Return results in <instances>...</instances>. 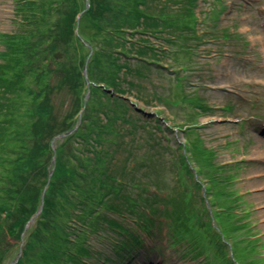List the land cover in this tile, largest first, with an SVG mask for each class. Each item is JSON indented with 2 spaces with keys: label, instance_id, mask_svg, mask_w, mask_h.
<instances>
[{
  "label": "rangeland",
  "instance_id": "rangeland-1",
  "mask_svg": "<svg viewBox=\"0 0 264 264\" xmlns=\"http://www.w3.org/2000/svg\"><path fill=\"white\" fill-rule=\"evenodd\" d=\"M17 1L0 0V36L4 38L0 41V72L15 82H5L12 92L0 89V101L9 102L16 97L13 123L0 136V157L5 153L4 158L12 159L15 166L27 172L31 169V181L25 186L18 179V185L10 184L9 174L0 173V214L12 213L0 228L3 237L0 264H47L60 235L71 238L74 227L82 228L80 221L83 220L74 215L76 201L80 203L87 190L96 191L102 177L93 171L96 162L89 166L92 154L82 148V141L74 132L88 138L85 132L90 130L91 121L98 122L99 116L104 118L101 111L109 114L105 107L119 106L116 99L124 100L128 109L122 117L127 122H116L115 126L123 129L120 136L107 137L120 141L122 148L116 149L119 161L115 165L124 163V176L128 177L130 172L143 176L150 172L144 165L146 147L151 149L149 141L156 138L163 142L162 136L173 132V142L183 140V133L173 129V123L185 122L190 112L189 108L182 107L184 96L192 97L185 92L192 93L208 107L192 114L197 124L195 141L211 147L215 162L231 174L228 186L238 195L235 210L240 216L246 215L243 222L250 225L251 235L258 241L250 247L246 236H242L240 245L235 243L236 236L224 232L222 237L237 264H253L250 256L255 247L264 257V51L259 50L264 46L244 36L264 31V0H220L224 7L218 11L217 19L210 18L215 8L211 15H204L214 0H189V3L154 0L151 13H157L164 21L150 38L154 49L149 52L133 44L134 36H128L127 40L131 41L127 44L118 35L113 40L108 38L116 28L111 10L102 21V30L97 33L91 30L92 24L86 17L97 19L101 0L93 1L94 9L85 17L92 6L91 0L88 8L87 0H37L27 7L25 14L31 18L27 23L21 22ZM186 5L193 8L196 19L188 26H180L179 22L186 16ZM226 19L231 24H226ZM78 21L82 23L80 29L85 40L78 36ZM235 21L245 22L248 30L235 29ZM119 27L126 30L123 24ZM74 34H77L75 38ZM13 35L19 36L16 40L23 39L34 46L23 59L21 55L19 59L23 61L19 65L15 63L14 48L6 42ZM123 35L126 38V33ZM121 50L131 57L121 55ZM67 69L69 76L63 77L62 72ZM84 71L88 86L83 79ZM75 82L76 96L72 86ZM106 87H111L113 93L122 92L123 96L118 95L122 98ZM126 99L133 103L129 104ZM47 111L52 115L48 116ZM158 125L165 128L154 132V126ZM71 128L73 131L59 137ZM58 147L64 150L65 168L49 190L56 167L52 159L54 156L56 160ZM31 152L36 157L27 161ZM40 152L49 155L48 158L44 160ZM193 157L202 163L196 154ZM49 171L51 176L47 181ZM258 171L262 174L257 175ZM169 177H173L171 170ZM29 189L26 197L25 191ZM98 189L101 194L100 185ZM155 190L153 185L150 191ZM104 192L108 190L104 188ZM127 194L136 197V191L122 189L116 194L109 193L105 201L119 206ZM216 208L234 211L229 205ZM122 211L116 214L102 207L97 212L125 225L134 224L136 218ZM151 211L146 207L148 215H152ZM100 213L94 223L85 225L82 239L89 254L83 257V264H114L113 244L123 234L115 231L114 224L109 226L107 220L99 218ZM157 218L153 238L145 236V248L118 264H214L208 261L214 258L208 240L201 243L188 230L186 243L171 245L167 221ZM214 219L221 229L225 227L220 225L221 220L224 225H231L221 213L215 214ZM240 232L239 235L247 234Z\"/></svg>",
  "mask_w": 264,
  "mask_h": 264
},
{
  "label": "trees",
  "instance_id": "trees-1",
  "mask_svg": "<svg viewBox=\"0 0 264 264\" xmlns=\"http://www.w3.org/2000/svg\"><path fill=\"white\" fill-rule=\"evenodd\" d=\"M91 1L92 6L84 14V17L94 9V0ZM101 1L100 15L96 17L97 19L93 20L91 17H86L87 20H90V23L92 24L90 28L94 33L102 30V21L105 20L106 13L111 10L114 14L116 28L114 33L108 38L112 39L118 35L121 40L125 41L127 44V41H131L127 40L128 36L131 35L134 36V41L132 40L133 44H137L140 49H144L148 52L154 49L149 42L150 38L155 35L157 28L160 25L159 23L164 21L160 15H157V13H151V7L154 5V0ZM180 2L189 3V0H180ZM30 3L34 5L37 3V0H18L16 2L21 22L24 21V23H27L31 20V18L25 14ZM76 7V10H79L78 6ZM187 7L189 6L186 5L184 8L187 12L184 20L179 22L180 26H188L196 19L193 8L189 7L187 9ZM214 7H222L221 1L214 0ZM119 24H123L126 27V30L120 28ZM79 25L80 33L78 36L80 37V40H85L80 29L82 23L80 22ZM125 33L126 38L124 37L125 35H123ZM76 36L77 34L73 35L74 38ZM135 36H138L137 40H135ZM0 37V41H4V38L2 36ZM12 38V40L6 42H10L11 47L14 48L15 52L13 54L16 59L15 63L16 65H19V62L21 61L22 64L23 61L19 59L21 55H23V59V57L26 56V53L34 46L27 44V41L25 43L23 39L16 40L19 38L18 35H13ZM18 43L23 47V50L19 47ZM120 54L126 58L131 57V55L129 56L125 50H121ZM93 60L95 61L94 58ZM117 69L119 68H115V70ZM44 71L45 70H43L41 74H43ZM74 73L77 75L75 70ZM62 74L64 75L63 77L69 76V70L67 69L66 71H63ZM83 79L85 82L86 80L84 77ZM6 81L12 84L15 83L3 72H0V89H3L6 92H12V90H10L11 87L8 84H5ZM76 82L72 85L75 96L78 91ZM106 89H110V93L114 94L117 98H122L118 96L122 95V92L119 94L113 93L111 87H106ZM185 93L191 94L192 97L189 98L185 95L182 107L189 108L190 112H187L185 122L173 123V129L183 133V140L178 142L176 139V142H173L172 135L174 132L169 133L167 136L163 135L162 137L164 140L161 139L163 142L158 141L156 138H153L152 141L148 142V138H145V141L149 143L151 149L146 147L148 153L146 154L144 165H147L150 172L144 173L143 176H138L131 172L127 174L128 177L124 176V170H126L124 163L120 166L115 165V162L119 161L117 160L115 153L116 149L121 147L120 141L112 136L107 137L109 135L120 136L119 133L122 132L123 129L121 127L117 128L115 124L116 122L124 120L127 122V120L122 117V113L128 109V105L124 100L116 99L120 103L119 106L105 107L109 110V114L101 111L104 118L99 116L98 122L95 120L91 121L90 130L85 132L89 135L88 138L81 136L78 131L73 133V135L79 136L76 138L82 141V148L91 152L92 155L89 156L90 159L88 160L89 166L94 162L97 163L96 166L93 167V171L95 174L102 177V180L98 182L96 191L87 190L80 203L78 200L76 201L77 206L74 215H76V218L78 217L79 220H83L80 221L83 224L82 228L76 229L74 227V229L71 230V238L64 237L62 234L60 235V240L56 243L55 251L47 260V264L85 263L83 257L88 255L89 252L84 237L82 239L83 231L85 230V225L89 226L90 222H95L98 213H100L97 211L102 207H108L116 214H120L121 211L124 210L122 213L127 212L128 217L136 218L135 223L132 224L135 226L133 227L132 225L122 224L119 220L114 221L110 216H103L101 213L99 215V218L103 219L105 222L107 220V225L110 226V223L114 224V229L117 233L123 234L121 239H117V242L113 244V251L116 256L113 260L114 264L123 261V258L129 259L133 257V252L141 251L145 248V236H148L150 239L153 238L152 230L156 227V220H158L157 216L161 219L164 218L167 221V234L170 238L169 243L171 245L182 244L183 242L186 243V238L188 236L186 231L188 230L192 231V236L197 238L201 243L208 240L211 253L214 255V258L208 261H213L214 264L236 263V259L234 258L233 253H231L230 247L225 243L224 237H222V235L224 236V232L228 233L229 236H236L235 243L237 244H239L244 238L242 236H246L245 238L248 239L250 244L249 246L253 247V244L255 246L256 241L258 240L256 239V236L251 235L250 225L243 222L246 215L243 214V216H240L238 210H235L238 195L235 193V196L234 189H232L231 186H228V183H230L229 176L231 174L227 171V168L215 162L213 158L214 150L211 147L205 146L202 141L200 143L198 140L197 142L195 141V139H197V132L195 130L197 124L195 123L194 117L192 119V114L205 110L208 107L206 104L199 101L192 93ZM14 101L16 102V97L9 102L0 101V136L2 137L13 123L15 117L14 113L16 112L13 106ZM126 101L129 104L132 103L127 99ZM46 114L48 116L52 115V113L48 111ZM154 128V132H158V130L161 132L165 127L158 125L154 126ZM50 129L52 130V126L49 130ZM144 129L148 133V129L146 127ZM63 131L64 130L60 132ZM58 149L56 167L52 173L53 176L49 190L53 187V182L65 168L62 164L64 150L60 147H58ZM34 154L35 153L31 152V156L26 160L28 161L31 158H35L36 154L33 156ZM194 154L201 159L202 163H199L197 159L193 157ZM4 155L0 157V159H2L0 161V173L5 176L6 173L9 174L11 177V179H9L10 184L18 185V179L24 186L27 185L31 181V169L27 172L26 169L15 166V163H12V159L8 157L4 158ZM39 155H42V157L45 156L44 160L49 156L44 155L43 152H40ZM128 161H130V157L128 158ZM132 162H134V164L136 163L135 161ZM170 170L173 173V177L171 178L169 177ZM167 177L170 178V181L167 180ZM99 185L101 187V194L98 193ZM153 185H155L156 190L151 192L150 190ZM104 188H106L108 192H104ZM122 189H127L129 192L132 190L136 191V197H132L129 194L124 195L123 201L119 206L112 203L109 204L105 201V196H108L109 193L116 194ZM16 193H20V191H17ZM29 193L30 189L25 191L26 197ZM143 203L145 204L144 208H142L144 205ZM159 205H161L163 209L159 208ZM218 205H229V207L234 208V211L231 209L216 208ZM146 207L152 210V215H148V212H145ZM237 208L238 207H236V209ZM218 213H221L231 225H224L222 223L223 220H221L222 222L220 221V225L225 226L224 229H221L214 219V215ZM11 214H6V216L5 212L4 214H0V228L9 219ZM201 228H204L205 230L202 231L200 230ZM240 231L247 232V234L239 235V233H241ZM62 233H64V231H62ZM76 233L80 234L75 237ZM2 238L3 237L0 236V242L2 241ZM206 246H208V244H206ZM184 250L187 252L186 245ZM148 253L150 254V252ZM250 259L253 261V264H264V257L259 254L258 250L256 251V247L253 248V255L250 256Z\"/></svg>",
  "mask_w": 264,
  "mask_h": 264
},
{
  "label": "bare ground",
  "instance_id": "bare-ground-1",
  "mask_svg": "<svg viewBox=\"0 0 264 264\" xmlns=\"http://www.w3.org/2000/svg\"><path fill=\"white\" fill-rule=\"evenodd\" d=\"M225 23L226 24H231L229 19H226ZM235 25H236L235 29H238L241 32H246L248 30L245 22H243V21H241V22L239 21V23H237ZM244 36L246 38L249 37L251 40H258V41H260L263 44L262 46H264V31L263 30L261 32H258V33L256 32V33H253V34H245ZM260 47H261V45H260ZM259 50H263L264 51V48L261 47V49L259 48ZM72 75H74V73ZM256 174L258 175V174H262V173L258 171ZM262 187L264 188V183L262 184ZM250 231H251V229H250ZM259 251H260V249H259ZM234 264H237V263H234Z\"/></svg>",
  "mask_w": 264,
  "mask_h": 264
},
{
  "label": "water",
  "instance_id": "water-1",
  "mask_svg": "<svg viewBox=\"0 0 264 264\" xmlns=\"http://www.w3.org/2000/svg\"><path fill=\"white\" fill-rule=\"evenodd\" d=\"M88 6H89V1L87 0V8H88ZM86 8V9H87ZM78 24H79V21H78ZM84 78H85V80H86V83L88 82V79H87V74H86V71H84ZM87 86H88V83H87ZM87 91H88V89H87ZM133 103V102H132ZM74 129V128H73ZM73 129L71 128L70 130H67L65 133H62V134H60L59 135V137H64L66 134H68V133H70L71 131H73ZM54 151H55V148H54ZM53 167H54V165H55V162H56V160H55V157L53 156ZM50 176H51V171H49V173H48V179H47V181L50 179Z\"/></svg>",
  "mask_w": 264,
  "mask_h": 264
}]
</instances>
